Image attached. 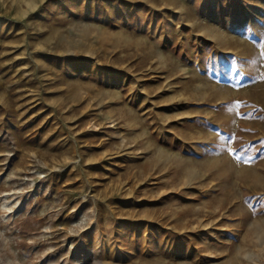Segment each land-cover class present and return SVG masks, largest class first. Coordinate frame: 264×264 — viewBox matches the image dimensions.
<instances>
[{"label":"rangeland","instance_id":"rangeland-1","mask_svg":"<svg viewBox=\"0 0 264 264\" xmlns=\"http://www.w3.org/2000/svg\"><path fill=\"white\" fill-rule=\"evenodd\" d=\"M0 264H264V0H0Z\"/></svg>","mask_w":264,"mask_h":264},{"label":"snow or ice","instance_id":"snow-or-ice-1","mask_svg":"<svg viewBox=\"0 0 264 264\" xmlns=\"http://www.w3.org/2000/svg\"><path fill=\"white\" fill-rule=\"evenodd\" d=\"M231 71H233V72H235V71H236V68H235V66H233V67H232ZM228 151H229V152H232V151H233V149H232V148H228ZM238 159H239V157H238ZM250 161H251V157H249V158H248V160H246L245 162L247 163V162H250Z\"/></svg>","mask_w":264,"mask_h":264}]
</instances>
